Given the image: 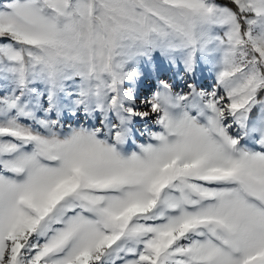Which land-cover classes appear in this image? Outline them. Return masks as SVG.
Here are the masks:
<instances>
[{
    "label": "snow or ice",
    "instance_id": "1",
    "mask_svg": "<svg viewBox=\"0 0 264 264\" xmlns=\"http://www.w3.org/2000/svg\"><path fill=\"white\" fill-rule=\"evenodd\" d=\"M209 25L216 88L174 95L161 80L133 101L128 61L191 49V71ZM5 60L19 117L34 118L24 97L42 79L50 110L64 92L105 119L0 117V264H264V132L255 147L237 132L264 106V0H0ZM124 114L155 117V143L125 155Z\"/></svg>",
    "mask_w": 264,
    "mask_h": 264
},
{
    "label": "rangeland",
    "instance_id": "2",
    "mask_svg": "<svg viewBox=\"0 0 264 264\" xmlns=\"http://www.w3.org/2000/svg\"><path fill=\"white\" fill-rule=\"evenodd\" d=\"M207 33L210 42L203 48H197L194 53V63L192 70L188 71L185 63L191 49L181 50L177 53L168 54L160 49H154L147 54H139L130 59L126 70L134 71L137 75L125 81L124 88L132 90L133 101L139 102L151 98L157 90L161 80L169 82L174 95H182L188 91L189 84L195 86L197 93H208L214 90L218 84V75L223 70V51L220 47L218 37L222 35V29L216 25H209ZM28 87L32 90L24 97L28 110L34 114L33 119L18 116L19 109L9 107L10 98H14L20 89V85L15 75L11 72V64L8 61L0 62V117H17L22 124L40 127L39 121L59 120L64 126H79L84 124L88 127H95L105 119L102 112H92L85 116L83 112H76V99L69 97L64 92H60L54 109H49L47 100V85L42 79H32ZM73 88L77 85L73 84ZM128 106L137 107L136 104L128 102ZM183 109H175L179 113ZM195 113V109H187ZM256 111V109H254ZM75 113V114H74ZM127 119L124 122L126 128V139L120 145V150L125 155L138 152L137 144L155 143L151 133L162 131L159 124L155 122V117H139L124 114ZM258 115L260 122H250L246 128L237 127V132L243 137L248 133L245 146L255 147V132H264V106L259 108ZM111 118H116V113L110 114ZM6 122V120H5Z\"/></svg>",
    "mask_w": 264,
    "mask_h": 264
},
{
    "label": "clouds",
    "instance_id": "3",
    "mask_svg": "<svg viewBox=\"0 0 264 264\" xmlns=\"http://www.w3.org/2000/svg\"><path fill=\"white\" fill-rule=\"evenodd\" d=\"M139 146H140V144L138 143V144H137V147L139 148Z\"/></svg>",
    "mask_w": 264,
    "mask_h": 264
}]
</instances>
